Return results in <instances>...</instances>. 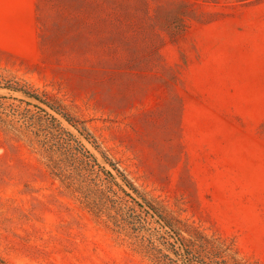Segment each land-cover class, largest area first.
<instances>
[{
	"label": "rangeland",
	"instance_id": "374dc122",
	"mask_svg": "<svg viewBox=\"0 0 264 264\" xmlns=\"http://www.w3.org/2000/svg\"><path fill=\"white\" fill-rule=\"evenodd\" d=\"M142 199L264 264V0H0V264H167Z\"/></svg>",
	"mask_w": 264,
	"mask_h": 264
},
{
	"label": "trees",
	"instance_id": "16d2710c",
	"mask_svg": "<svg viewBox=\"0 0 264 264\" xmlns=\"http://www.w3.org/2000/svg\"><path fill=\"white\" fill-rule=\"evenodd\" d=\"M8 88H12L15 91L22 92L24 95L34 98L36 100H39L41 103L45 104L50 110L61 116L70 126L75 128L81 136H83L86 140H90V135L87 133L86 128L80 126L81 123L77 120H75L73 117L68 115L62 107L58 105H54L51 103H48L47 101H43L40 99L39 96L35 95L34 93H30L26 89H23V87L19 86H10ZM92 158V156H91ZM95 162V160H93ZM120 174V172L118 171ZM106 175L108 178H110L116 185H118L121 190L130 197L134 202H137V197L140 198V194L138 190L124 177L122 174H120L121 180L124 183V185L130 190V193L127 192L125 189H123L122 186H120L117 181L116 177L112 175V173L106 171ZM135 195L136 197H134ZM143 200V205L140 203H137L141 209L164 230V234L167 236L168 239L173 240L172 243L169 241L166 242V244H169L172 247V253L174 254L176 259H171L168 257V255H165L164 258L168 260L167 264H225L224 262H218V261H211L206 262L203 260V262L199 263L200 257H197L194 255V253L190 250L189 246L182 240L173 226L169 223V221L166 220V218L162 215V213L150 202L146 201V199Z\"/></svg>",
	"mask_w": 264,
	"mask_h": 264
}]
</instances>
